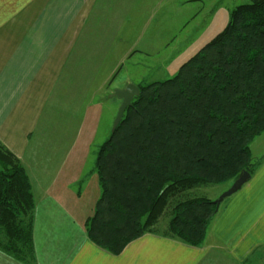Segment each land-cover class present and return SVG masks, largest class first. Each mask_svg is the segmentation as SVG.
<instances>
[{
    "label": "trees",
    "instance_id": "1",
    "mask_svg": "<svg viewBox=\"0 0 264 264\" xmlns=\"http://www.w3.org/2000/svg\"><path fill=\"white\" fill-rule=\"evenodd\" d=\"M138 87L91 171L101 194L85 225L88 239L114 256L146 234L201 247L217 207L187 193L256 171L251 144L264 133V0L236 7L223 32L174 78ZM35 208L28 170L0 143V252L22 264L36 263Z\"/></svg>",
    "mask_w": 264,
    "mask_h": 264
},
{
    "label": "crops",
    "instance_id": "2",
    "mask_svg": "<svg viewBox=\"0 0 264 264\" xmlns=\"http://www.w3.org/2000/svg\"><path fill=\"white\" fill-rule=\"evenodd\" d=\"M175 2L182 8L187 3ZM165 3L0 0V143L23 163L32 181L35 264H220L218 258L223 257L228 264H264V154L257 156L262 163L259 170L219 210L201 247L146 234L118 256L90 242L85 228L100 195L99 178L91 172L94 165L89 159L93 135L104 115L102 105L88 102L66 155L56 162L45 183L34 167L35 134L54 112L58 92H71L76 84L87 93L83 98L90 99L92 81L87 69L100 68L108 57L100 29L107 14L118 28L122 23L117 21L130 26L143 13L148 29L155 19L167 15ZM131 50L118 59V67L131 58ZM261 136L251 145L252 153L264 149ZM82 178L86 179L79 190ZM0 264L22 263L0 252Z\"/></svg>",
    "mask_w": 264,
    "mask_h": 264
},
{
    "label": "rangeland",
    "instance_id": "3",
    "mask_svg": "<svg viewBox=\"0 0 264 264\" xmlns=\"http://www.w3.org/2000/svg\"><path fill=\"white\" fill-rule=\"evenodd\" d=\"M167 1L165 5L167 4L169 11L165 18L155 19L148 29L145 28L147 21L143 20V13H140L130 26L125 25L123 20L117 21V25L118 22L122 23L121 27L124 25L122 28H116L114 21L110 20L107 14V19H104L100 27L105 34L101 38L105 36L107 40V62H101L100 68L87 69L88 79L92 81L89 101L83 98L87 93L83 94L76 84L71 92L60 90L56 95L57 99L53 101L56 103L54 112L50 113L51 116H46L44 122H48L45 125L42 123V128L35 134L31 156H34L37 162L34 167L39 176H43V179L40 178L42 183L48 180L56 162L66 155L88 102H97L104 108L102 122L93 135L95 141L90 149V164L95 165L99 149L111 138L113 124L122 103L118 98H111V95L128 84L146 86L174 78L183 64L223 32L229 23L231 12L236 7L250 3V0H186L187 3L182 8L175 0ZM129 48L132 49L129 53L131 58L120 63L118 67V59ZM105 79L106 83L102 82ZM261 151L252 153V161L256 165L255 173L262 165L259 161L261 158L257 157L264 154V149ZM234 182L198 187L188 192L187 196L208 198L215 202ZM232 197L227 198L219 210L223 209ZM167 220L168 218L164 217L162 223L166 224ZM218 259L220 264H228L224 257Z\"/></svg>",
    "mask_w": 264,
    "mask_h": 264
},
{
    "label": "water",
    "instance_id": "4",
    "mask_svg": "<svg viewBox=\"0 0 264 264\" xmlns=\"http://www.w3.org/2000/svg\"><path fill=\"white\" fill-rule=\"evenodd\" d=\"M139 95H140V90L134 84H128L124 89H118L113 93V95H111V98H118L119 100L122 101L119 111L117 113V117L113 124L112 134L115 133L127 108L132 107V102ZM250 179H251V175L248 172L244 171L240 175V177L234 182L231 188L228 191H226L222 196H220L218 200L214 202V204L217 207V211L219 210L221 204L227 198L232 197L233 195L238 193L243 188V186L250 181Z\"/></svg>",
    "mask_w": 264,
    "mask_h": 264
}]
</instances>
